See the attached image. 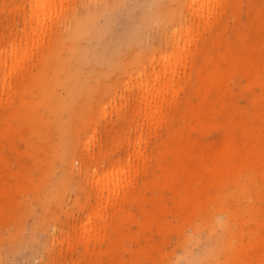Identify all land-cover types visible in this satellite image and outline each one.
<instances>
[{
  "label": "rangeland",
  "instance_id": "1",
  "mask_svg": "<svg viewBox=\"0 0 264 264\" xmlns=\"http://www.w3.org/2000/svg\"><path fill=\"white\" fill-rule=\"evenodd\" d=\"M116 1L0 0V264H264V0Z\"/></svg>",
  "mask_w": 264,
  "mask_h": 264
},
{
  "label": "bare ground",
  "instance_id": "2",
  "mask_svg": "<svg viewBox=\"0 0 264 264\" xmlns=\"http://www.w3.org/2000/svg\"><path fill=\"white\" fill-rule=\"evenodd\" d=\"M152 0H146L145 2H144V4H142L141 6V8H140V10H139V14H138V19H137V21L135 22V24L136 23H138L139 21H141V22H143L144 24H148V26H152V28H153V24L152 23H150L149 22V20H147V18L148 17H141V16H143L144 14L146 15V16H150L149 15V13H148V11H147V9L149 8V6H148V4L151 2ZM158 1H160V4H158L157 5V7H158V9L160 10V11H162L160 14H158V13H156L155 11H157L156 9H153V10H151L156 16L155 17H160L161 15L162 16H164L163 15V13L164 14H166V16H164V18L166 19V21L167 22H172L173 23V21H175V22H178V21H182V23H183V25L184 26H186V23L188 22V20H189V22H190V20L192 19V18H194V20H195V22H196V27L200 24V19L202 18V16H203V11H204V5L206 4V1H208V0H190V3H189V6H187V8L188 9H186L187 10V16L183 13V14H181V17H172L171 16V14H170V11H171V9H172V7L173 6H175V1L174 0H158ZM181 0H178V3L180 2ZM213 1V0H212ZM127 2H128V0H118V1H116L115 3H113V4H111L110 6H107V7H109V8H107V9H104V11H102V12H99L98 14H97V16L95 17V18H99V17H104L105 16V14H107V18L109 19L110 18V14L112 13V11H114V10H119V9H122V8H124L125 6H126V4H127ZM185 12V11H184ZM144 15V16H145ZM189 16V17H188ZM169 17V18H168ZM150 18H152V17H150ZM193 24V23H192ZM178 25H179V23H178ZM177 25V27H176V29L175 28H173V30L171 31V35L170 36H174V35H176L178 32H181V30L180 29H182V27L179 25L178 26ZM190 25V24H189ZM78 26V24H76L75 25V28ZM155 26V28L156 29H159L160 27H161V24H156V25H154ZM189 29V26H186L185 28H184V30L186 31V30H188ZM174 30H176V31H178L176 34L174 33ZM135 31V25L132 27V28H129V30L126 32L127 34L126 35H128V39L132 36V35H129V34H131V33H133ZM75 35V34H74ZM179 34H177V36H178ZM180 36V35H179ZM178 36V37H179ZM183 38V37H182ZM179 39V38H178ZM137 40H139V37L137 38ZM180 40V39H179ZM169 44H173L174 42H177L178 40H176V39H174V38H172V41H171V37H170V39H169ZM187 42V41H186ZM184 43H185V40H183V46L181 47V48H183L185 45H184ZM155 44V43H154ZM113 45H117V43L116 44H114L113 43ZM181 46V45H180ZM177 47V46H176ZM110 49L111 50H114L115 49V47H112V46H110ZM171 49V48H170ZM177 49V48H176ZM111 50H109L110 52H115V51H111ZM129 55H131L132 53H128ZM104 58H106V57H104ZM115 58V57H114ZM109 61V60H108ZM138 61H136V63H134V66L135 67H137V65L139 64V63H137ZM111 63V62H110ZM145 63V62H144ZM149 65H151L150 64V62H149ZM152 65H154V64H152ZM151 65V66H152ZM112 67H113V65H112ZM115 67H117V68H119V66H118V64H115ZM150 67V66H149ZM131 69H133V68H131ZM136 72H138V71H136ZM131 74V73H130ZM139 76V75H138ZM129 77V76H128ZM153 79H155V76L153 77ZM212 161H213V166H211V171L213 172V173H215V171H216V169H219L220 168V164H219V162H218V160H217V158L216 157H213L212 158ZM229 164V162L227 163V165ZM226 172L227 173H230V170H229V168L227 167V169H226ZM115 174H116V172H111V173H109L108 174V180L110 181V179L111 180H114L115 179ZM101 179H102V177H99L98 179H97V181L98 180H100L101 181ZM113 184H115V183H113ZM101 189H102V191H107V193H109V191H110V183H103L102 185H101Z\"/></svg>",
  "mask_w": 264,
  "mask_h": 264
}]
</instances>
